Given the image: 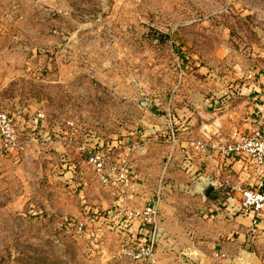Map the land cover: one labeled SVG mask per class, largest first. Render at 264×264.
<instances>
[{"label":"rangeland","instance_id":"374dc122","mask_svg":"<svg viewBox=\"0 0 264 264\" xmlns=\"http://www.w3.org/2000/svg\"><path fill=\"white\" fill-rule=\"evenodd\" d=\"M189 90L241 92L240 114L264 105V0H0V110L30 139L21 154L0 148V264H145L124 253L139 222L123 227V207L141 209L157 189L158 210L210 202L180 166L159 170L168 116L184 120L173 101ZM148 138L158 162L134 173L141 194L124 203L80 148L132 166ZM252 239L233 264H264Z\"/></svg>","mask_w":264,"mask_h":264},{"label":"crops","instance_id":"0c3cea01","mask_svg":"<svg viewBox=\"0 0 264 264\" xmlns=\"http://www.w3.org/2000/svg\"><path fill=\"white\" fill-rule=\"evenodd\" d=\"M238 86L236 83L231 88L241 90ZM240 95L229 90L225 96L226 101L225 98L219 100L216 96L196 100L194 91L189 90L187 94L184 93L182 101L179 96L174 99L172 111L174 110L179 118L183 116L184 120H176L175 115H172L173 119L168 116L169 123H174L175 130L180 132L175 131L176 143L165 141L168 144L162 145L164 154L159 169L162 171L161 177L176 166H180L197 182L207 177H211L215 182L229 177L234 183L264 192L262 179L251 173L239 158L223 157L216 149L203 153L192 146L195 141H205L216 146L224 145L232 133L247 135L264 125L262 110L264 105L257 101L251 104L253 108L250 112L240 114L238 108L241 104L238 102L245 103L249 100V97ZM249 95H253V92ZM235 96L241 99L236 101L233 99ZM184 100L186 103L183 107L181 103L184 104ZM232 103H236L237 106L233 107ZM215 107L222 109L212 111ZM178 125H182L181 130L178 129ZM31 127L36 129L37 125ZM155 128L158 129V125H155ZM152 141V138H148L140 151L136 152L140 157L131 164L133 174L146 176L149 171L148 164L158 162V158H153L151 154ZM207 200L210 202L204 204L205 208L201 210L193 202L182 207L175 205L172 211L166 207L158 210L159 236L156 237L155 264H233L238 250H243L242 243L245 239L252 237L254 243L264 245V216L257 218L256 232L247 235L254 216L252 213L242 211L239 193L230 192L216 185ZM206 207L211 214H205L206 219L200 222L199 217H196L197 211L202 212ZM183 222L196 230H191L189 226L184 230ZM173 224L175 230L172 229ZM161 229L167 230L168 233L164 232L161 235L160 232H163Z\"/></svg>","mask_w":264,"mask_h":264},{"label":"built area","instance_id":"2783aa9c","mask_svg":"<svg viewBox=\"0 0 264 264\" xmlns=\"http://www.w3.org/2000/svg\"><path fill=\"white\" fill-rule=\"evenodd\" d=\"M38 118L42 114H37ZM171 125L168 136L165 141L176 143V133ZM23 133L15 127L13 118L6 112L0 110V148L5 155L21 154L27 147L28 140L23 137ZM33 140V139H32ZM192 146L200 152H208L210 149H216L223 157L233 156L244 162V165L264 182V125L253 130L250 134L244 135L238 132L231 134L229 141L224 145H213L205 141H195ZM138 148L133 145V149ZM85 153L86 165L95 172L99 181L104 185L110 183L120 187L124 203L126 201H136L137 194H141L140 185H138L132 171V166L127 163L111 164L104 154L98 150H88L80 148ZM217 187L240 194V207L244 213H252L253 219L251 231L256 232L257 218L264 216V192L254 188L244 187L234 183L229 177L223 180H217ZM160 201V190H156L150 199L141 209L123 207L125 218L121 225L129 229L134 222H139L146 231L132 234L135 241L134 250H125V254L135 261L145 264H154L155 253L154 243L157 234V212Z\"/></svg>","mask_w":264,"mask_h":264},{"label":"water","instance_id":"95a60500","mask_svg":"<svg viewBox=\"0 0 264 264\" xmlns=\"http://www.w3.org/2000/svg\"><path fill=\"white\" fill-rule=\"evenodd\" d=\"M139 105L143 108H151L153 103L152 102H139ZM200 193L204 199H207L211 193L216 188V182L211 178L207 177L198 181ZM159 236V232H157L156 237Z\"/></svg>","mask_w":264,"mask_h":264},{"label":"trees","instance_id":"16d2710c","mask_svg":"<svg viewBox=\"0 0 264 264\" xmlns=\"http://www.w3.org/2000/svg\"><path fill=\"white\" fill-rule=\"evenodd\" d=\"M173 124V128H175L174 127V123H172ZM175 130V129H174ZM91 211V210H90ZM69 222H71L72 224H73V220L70 218L69 219ZM138 227H139V230H141V231H146V229L143 227V226H141L140 224H138ZM139 232V231H138Z\"/></svg>","mask_w":264,"mask_h":264}]
</instances>
